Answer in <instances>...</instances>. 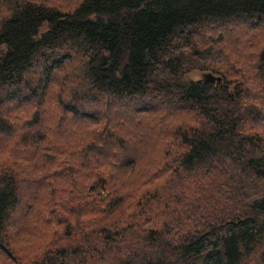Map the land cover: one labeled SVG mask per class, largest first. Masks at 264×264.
<instances>
[{"label": "trees", "instance_id": "obj_1", "mask_svg": "<svg viewBox=\"0 0 264 264\" xmlns=\"http://www.w3.org/2000/svg\"><path fill=\"white\" fill-rule=\"evenodd\" d=\"M66 1L0 0V264H264V0Z\"/></svg>", "mask_w": 264, "mask_h": 264}, {"label": "rangeland", "instance_id": "obj_2", "mask_svg": "<svg viewBox=\"0 0 264 264\" xmlns=\"http://www.w3.org/2000/svg\"><path fill=\"white\" fill-rule=\"evenodd\" d=\"M74 2H75L74 0L66 1V3H68L70 5H73ZM239 29L240 28H233V29H228V30L224 29L225 31H223L221 35L224 36L225 40H231V39H234V38L238 39L240 36L238 34H233V33L236 30H239ZM206 75H210L213 78H219L220 79L219 75H215V74H213L212 72H210L208 70L207 71L192 70V71H190L188 73L187 77L191 78L193 80H198V79L204 80Z\"/></svg>", "mask_w": 264, "mask_h": 264}, {"label": "water", "instance_id": "obj_3", "mask_svg": "<svg viewBox=\"0 0 264 264\" xmlns=\"http://www.w3.org/2000/svg\"><path fill=\"white\" fill-rule=\"evenodd\" d=\"M205 80H208V81H213V80H216V82H219V78H213V77H211L210 75H206L205 76Z\"/></svg>", "mask_w": 264, "mask_h": 264}]
</instances>
